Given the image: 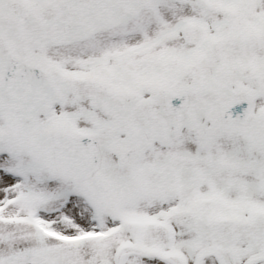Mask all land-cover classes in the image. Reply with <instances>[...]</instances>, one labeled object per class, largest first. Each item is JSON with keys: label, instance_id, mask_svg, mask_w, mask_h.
I'll return each instance as SVG.
<instances>
[{"label": "snow or ice", "instance_id": "obj_1", "mask_svg": "<svg viewBox=\"0 0 264 264\" xmlns=\"http://www.w3.org/2000/svg\"><path fill=\"white\" fill-rule=\"evenodd\" d=\"M0 264H264V0H0Z\"/></svg>", "mask_w": 264, "mask_h": 264}]
</instances>
